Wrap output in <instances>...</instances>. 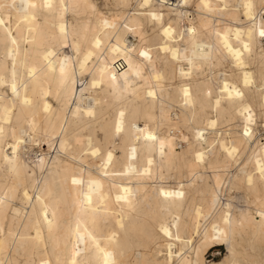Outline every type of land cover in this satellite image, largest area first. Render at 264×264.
Segmentation results:
<instances>
[{"label":"bare ground","instance_id":"1","mask_svg":"<svg viewBox=\"0 0 264 264\" xmlns=\"http://www.w3.org/2000/svg\"><path fill=\"white\" fill-rule=\"evenodd\" d=\"M98 1L0 0V264H264V0Z\"/></svg>","mask_w":264,"mask_h":264},{"label":"rangeland","instance_id":"2","mask_svg":"<svg viewBox=\"0 0 264 264\" xmlns=\"http://www.w3.org/2000/svg\"><path fill=\"white\" fill-rule=\"evenodd\" d=\"M114 0H109V2L107 0H99L98 4L99 7L102 9L103 12L107 13L108 15H110L112 18L117 19L118 15L120 14L121 11H127L125 8H115L113 7V3ZM132 9L135 8L136 3L135 1H133L132 3ZM195 17L197 18V16L195 15ZM157 30V29H156ZM153 36H155L154 32L150 29L149 30V37L153 38ZM67 52H69V50H66ZM146 71L148 72V68H146ZM115 109V106H112L111 108V113L113 112L112 110ZM175 113H179V109L178 108H173L171 109V114L172 117H174ZM182 131L185 132V130L182 128ZM177 134V132H175ZM178 135V134H177ZM97 136L100 140L103 141L104 139V134L102 131H97ZM116 144H118V142L116 141ZM110 150H112V148H110ZM51 155L53 156V152L51 153ZM118 156L120 155V153L117 154ZM184 175V171L182 170H177V171H170L169 176L172 177H176L177 179H174L171 181V185L172 186H177V183L179 182V177L181 178V180H183L184 183L187 182V179ZM242 191V190H241ZM238 192H232V199H231V204L235 207H243L244 206V201L245 199H247V196H245L244 192L242 191ZM227 247L226 246H218L213 248L207 255H206V259L208 261H220L221 259H223L226 255H227Z\"/></svg>","mask_w":264,"mask_h":264},{"label":"snow or ice","instance_id":"3","mask_svg":"<svg viewBox=\"0 0 264 264\" xmlns=\"http://www.w3.org/2000/svg\"><path fill=\"white\" fill-rule=\"evenodd\" d=\"M145 3H147V0H145ZM32 7H36V5L33 4ZM0 23H3V21H0ZM259 35H260L261 37H264V29H262V30L260 31ZM245 47H247V46L245 45ZM141 55H145V53H141ZM237 95H240V93H237ZM246 134H247V133H246ZM150 138H151V139H155L154 136H153V137H150ZM198 158H202V157H198ZM262 172H264V169H262Z\"/></svg>","mask_w":264,"mask_h":264}]
</instances>
